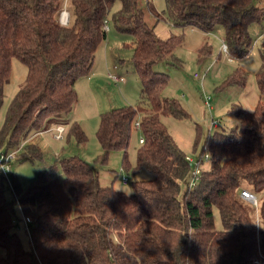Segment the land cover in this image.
Here are the masks:
<instances>
[{"label": "trees", "instance_id": "1", "mask_svg": "<svg viewBox=\"0 0 264 264\" xmlns=\"http://www.w3.org/2000/svg\"><path fill=\"white\" fill-rule=\"evenodd\" d=\"M263 1L166 0V10L159 12L151 0H0V112L13 59L29 70L0 127L1 153L22 145L15 162L42 158L34 137L57 124L68 127L78 143L87 142L85 130L68 113L79 99L78 79L89 74L108 40L105 20L111 17L120 33L132 36L128 46L142 88L137 104L102 113L101 159L121 149L130 171L128 148L140 118L145 141L132 171L152 174L134 181L126 194L116 179L102 184L96 166L70 155L42 169L24 189L13 173L11 184L0 166V264H264V193H259L264 191V35L257 105L253 110L233 105L239 122L209 133L201 152L210 151L209 167L183 192L193 165L164 118L190 113L164 94L170 75L157 64L182 65L176 50L184 37L162 39L156 32L164 20L208 34L221 26L230 56L245 58L253 46L250 27L264 20ZM65 8L67 24L61 21ZM212 52L211 41H205L199 62ZM246 77L238 67L225 85L244 84ZM242 179L251 186L241 185ZM7 182L14 201L6 196ZM243 188L257 195L258 206L241 195ZM15 202L32 218L30 248L16 229Z\"/></svg>", "mask_w": 264, "mask_h": 264}, {"label": "rangeland", "instance_id": "2", "mask_svg": "<svg viewBox=\"0 0 264 264\" xmlns=\"http://www.w3.org/2000/svg\"><path fill=\"white\" fill-rule=\"evenodd\" d=\"M151 2L159 12H163L167 8L166 0H151ZM118 8L116 7L115 10ZM108 21L110 27L108 42L106 41L102 44V48L100 47L103 52L99 53L98 58V64L102 68L98 71L93 67L94 69L89 74L78 79L76 89L79 99L71 112L68 113L72 120H77L81 124L88 140L78 143L68 127H66L62 138L56 137L55 131L52 130L41 132L35 136L33 141L42 149V158L24 162H15L14 158L11 159L12 171L10 175L12 177V173L15 174L24 189L37 179L42 169H45L49 164L56 163L59 157L70 155H80L96 166L100 171L102 184L110 185L116 179L115 186L128 192L133 190L134 181L152 176L151 172L146 169L139 173L132 171V167L137 164L138 149L142 144L140 142L141 132L137 129L132 133L128 148L130 171L124 165V151L121 149L112 150L107 161L101 159L103 148L98 138V129L102 113L113 107L137 104L142 88L140 75L132 64L133 49L128 46L132 42V36L120 33L111 17L108 18ZM156 30L162 39H168L175 33L182 34L184 37L183 44L179 45L176 50L182 65L160 63L157 64V68L167 71L170 75V80L164 88V94L179 99L190 113L189 116L183 118L166 116L164 121L187 155L199 159L205 139L210 132L217 129H228L239 122L238 116L230 110L233 105L240 104L248 110H253L257 105L260 98L257 73L262 66L260 48L264 35V20L255 22L250 27V34L253 38L250 54L241 59L233 58V61H230L228 55L222 52L223 44L226 43V33L221 26L208 34L195 27L185 29L174 27L172 22L164 20L158 23ZM207 40H210L213 45L212 55L199 62L198 49ZM106 44H109V47L104 48ZM107 54H110L115 61L111 66L107 63ZM102 56L103 60H101ZM114 65L118 69H115ZM238 67L247 72L246 83L225 85L228 77L235 73ZM110 69L117 70L118 73L125 76V80L116 82L109 78ZM28 72L27 64L19 58L13 59L11 78L6 84L5 102L0 112V127L5 121L7 109L12 100L22 83L27 79ZM90 73L93 74V79L89 78ZM208 96H210V103L205 100ZM214 121L218 122V127L213 126ZM1 151L3 150L0 148V153ZM209 164V161H205L202 164V169L208 168ZM58 171L62 174L61 168ZM194 172L195 167L193 166L189 178L182 184L183 192L188 189V183L193 178ZM124 176L129 177V183L123 182ZM241 185L251 186V183L247 179H242ZM12 189L7 182L6 196L9 201L15 199ZM259 193L263 194L264 191ZM15 213L16 229L25 246L30 248L31 240L23 221V211L17 202H15ZM215 219L217 226L221 228L222 218L217 208L215 209Z\"/></svg>", "mask_w": 264, "mask_h": 264}, {"label": "built area", "instance_id": "3", "mask_svg": "<svg viewBox=\"0 0 264 264\" xmlns=\"http://www.w3.org/2000/svg\"><path fill=\"white\" fill-rule=\"evenodd\" d=\"M69 11L65 8L64 11L61 14V21L64 24H67L69 21ZM65 17L66 19L63 20L62 18ZM110 29L109 27V21L108 18L105 20V30L108 32ZM222 52L226 53L229 57V60L232 61L233 58L230 56L229 53V47L227 43L223 44L222 47ZM110 77L114 78L116 81L119 80H125V76H123L122 74L118 73L117 70L112 71L109 73ZM206 102L210 103V96L206 97ZM214 127H218V122L214 121L213 123ZM135 127L137 130H141V120L140 118H138L135 121ZM50 130L55 131V136L58 138H62L65 131H66V126L63 124H57L55 126H53ZM145 141V136L142 134L141 132V137H140V142H144ZM22 145L18 146V148L16 149H12L8 152H2L0 153V166L3 169L8 181L12 184V178L10 175V172L12 171V164H11V159L15 157L18 149L21 148ZM186 158L191 162V164L195 167V172L193 175V178L191 179V181L189 182L190 186H196L198 184V182L201 179L202 176V164L205 161H208L210 158V151L206 150V153L204 154V156L202 155L199 159H195L194 157L187 155ZM123 182L125 184L130 182V179L128 176H124L123 177ZM241 195L247 199L248 201H250L251 203H253L254 205L258 206L259 204V200L257 195L252 192V190H250L249 188H243L241 191ZM31 222H32V218L28 215H24V224L26 227L27 232L29 233V236H31Z\"/></svg>", "mask_w": 264, "mask_h": 264}, {"label": "crops", "instance_id": "4", "mask_svg": "<svg viewBox=\"0 0 264 264\" xmlns=\"http://www.w3.org/2000/svg\"><path fill=\"white\" fill-rule=\"evenodd\" d=\"M107 42H108V41H107ZM101 46H102V45H101ZM101 46H100V47H101ZM107 47H109V44H106L104 48H107ZM101 48H102V47H101ZM101 48L98 49V52H97L98 55L96 56V61H95L96 64H94V66H93V67H95V69H98V71H100L101 68H102V67L99 66V64H98L99 53H100V52H103V50H102V51L100 50ZM116 58H117V59L119 58V57H117V54H116ZM101 60H103V56L101 57ZM106 60H107V63H108L110 66H111L112 64H114V62H115V61L113 60V58L111 57L110 54H107V55H106ZM232 61H233V60H232ZM114 67H115V69H118V67H117L116 65H114ZM93 69H94V68H92V70H93ZM92 70H91V71H92ZM112 71H114V70L110 69L109 73L112 72ZM92 75H93V74L90 73V75H89V78H90V79H93V78H94V76H92ZM109 78H112V77H110V75H109ZM112 79L115 80L114 78H112ZM115 81H116V80H115ZM120 81H122V80H119V81H116V82H120ZM139 131L141 132V130H139ZM39 134H40V133H39ZM34 138H35V137H34Z\"/></svg>", "mask_w": 264, "mask_h": 264}, {"label": "clouds", "instance_id": "5", "mask_svg": "<svg viewBox=\"0 0 264 264\" xmlns=\"http://www.w3.org/2000/svg\"><path fill=\"white\" fill-rule=\"evenodd\" d=\"M131 191L127 192L126 194H130Z\"/></svg>", "mask_w": 264, "mask_h": 264}]
</instances>
